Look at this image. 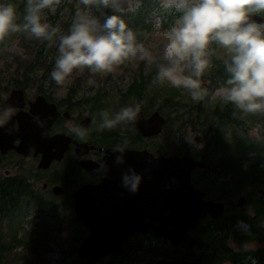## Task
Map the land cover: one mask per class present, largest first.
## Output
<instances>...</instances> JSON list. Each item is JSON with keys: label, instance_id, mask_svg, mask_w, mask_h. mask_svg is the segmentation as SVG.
I'll use <instances>...</instances> for the list:
<instances>
[{"label": "flooded vegetation", "instance_id": "af4514ba", "mask_svg": "<svg viewBox=\"0 0 264 264\" xmlns=\"http://www.w3.org/2000/svg\"><path fill=\"white\" fill-rule=\"evenodd\" d=\"M17 14L19 16L21 14L20 5ZM252 15H257L264 20L263 13ZM150 29L151 27L148 30ZM24 32L26 31H13L0 40V59L1 56H4L1 47L14 36L21 42ZM38 52L39 50H36L35 60L38 58ZM8 55L4 59V69H0V121H3L0 123V134L2 133L1 129L12 120H14L15 130L22 131V124L34 116L33 110L39 116L36 121L39 131L37 135L38 149L22 154L15 149L9 150L5 154L0 150V188L22 187V193L19 195L20 202L25 205L22 206V209L26 210L36 204L55 208L53 203L64 200L72 207L73 215L76 218L75 194L85 186H102L104 200L118 202L120 214L134 216V218L141 215L144 223L149 224L154 218V213L148 210L147 215H144L145 211L139 205L145 201L153 202L154 197H151V194L154 195V190L148 184V176L142 173L149 170L151 165L146 163L139 165L137 159H133V155L130 153L140 152L145 161L152 158L186 157L210 165V169L196 168L191 174V181L197 190L205 194L206 201L223 205L222 215L218 217L208 215L194 229L206 230L211 225L212 234L221 240L224 248H228L232 253L246 255L244 264H250L249 252L264 249V241H262L264 237V164L262 162L264 159L259 161L260 156L255 159L250 158V145L244 144L240 148L232 149L237 141L229 136V125H231L229 120L224 124L216 125L214 130H208V133L206 122L195 117V121L190 123V128H192L190 133L195 137L193 136V140L185 142L179 151L171 153L170 143L166 137L167 128L170 126L169 115L163 111L152 112L154 103L145 108L141 105V102L144 101L143 98L140 100L134 95L125 98V95L132 91L134 81L126 92L120 91L121 103L118 101L116 107L124 103L127 104V101L132 98L140 101L141 110L139 113H142L144 120H149L154 113L158 112L165 119V123L162 126V131L157 135L145 136L131 126L129 121H123L121 128L119 125H114L111 129L101 128L104 123L102 113H108L110 117L108 119H113L119 112L118 109L115 112L110 111L112 102L108 101L109 94L107 92L100 91L99 108L101 110L98 109L96 112L94 109H90L92 104L88 90L81 89L79 85L73 83L55 84L51 77L52 69L43 70V74L39 78L34 77L35 70L33 69L10 70L8 66L12 62L11 59L8 61ZM19 64L21 65V63ZM12 73L13 76H11ZM192 79H198L200 85L202 84L201 78L195 76ZM33 81H37V83L32 84ZM13 94L16 97L14 106L8 108L6 103ZM123 97L125 102H123ZM189 103L191 104L187 105L192 108L202 107L201 104L198 106L193 102ZM230 103L232 102H217L212 107L215 115L211 118L215 120L218 113L225 114L228 111L225 108ZM35 104L36 106L33 107ZM107 106L109 107L108 111L105 109ZM129 107L134 108L133 105ZM256 115L263 117L258 123L262 122L260 133L264 135V109L262 114ZM184 123L186 122L184 121ZM232 124L243 128L244 140L252 143L249 140L250 137H246L245 134L249 133L252 128L251 124L248 126L244 121ZM46 128H48L47 133L44 132ZM79 132H84L86 140L78 139ZM186 135L187 133L185 137H187ZM210 135L212 136L211 142L208 140ZM58 136L62 139L54 141V138ZM252 140L261 141L263 139ZM125 142H127L126 147H124ZM20 143L21 139H16L14 145L18 146ZM117 145L121 147H117ZM209 147L212 149L211 154L206 150ZM124 152L131 156H123L119 163L116 161L114 166H111L110 163L114 156L117 153L125 154ZM50 156L53 158L49 159ZM84 163L100 165L101 174L92 175L83 167ZM41 164H44L45 167H40ZM132 174L140 177L135 192L124 185V176ZM195 181L206 187L197 186ZM56 192L59 195H56ZM79 225L84 233L87 232V235L90 236V230L81 223ZM194 229L190 230V233L188 232V241L186 240L185 243L192 249H198L201 254L206 249L204 244L208 241V236L204 231H201L200 236L197 238L196 235V239L192 240L191 235ZM137 236H140V241L132 242L129 246L128 242ZM151 236L160 238L155 236L154 231L137 232L126 240L120 257L109 256L104 259H110L111 262L118 259L119 262L126 253L135 250L139 243L144 241L148 243ZM0 240H2L1 237ZM165 241L170 242L169 240ZM191 241L195 242L194 247L190 246ZM230 243L235 246L233 247ZM253 244H257V250L246 248ZM20 249H22V245ZM229 263L233 264L232 261H227L226 264ZM86 264L92 263L86 261Z\"/></svg>", "mask_w": 264, "mask_h": 264}, {"label": "rangeland", "instance_id": "374dc122", "mask_svg": "<svg viewBox=\"0 0 264 264\" xmlns=\"http://www.w3.org/2000/svg\"><path fill=\"white\" fill-rule=\"evenodd\" d=\"M9 1L10 0H0V4L7 5ZM153 1L159 2V6L164 9V7H162V0ZM80 4L81 0H60L58 4H53L51 7L44 8L41 11V23H47L50 25L48 30L49 32L55 25L57 29L56 33L59 34V36L62 34L64 36L69 35L73 24L78 22L77 15H71V9L74 8L75 11L76 7H78ZM19 5L21 4L13 5L16 9V13H18L19 11ZM138 5V0H132L126 2L125 6L128 10H135ZM95 6L97 5H84V8L78 7L80 10L79 13L88 20L96 21L99 17L95 13ZM26 8L27 7H25L23 12V21L26 14ZM61 8L62 10L60 11ZM153 9L154 8H152V10ZM59 11L60 17L59 20H56L54 17L58 16ZM156 11L160 14L164 13L159 9H156ZM149 13L144 14L145 19L141 24L142 26L140 30L136 33H133L135 37L134 43L136 46V55H130L121 64L114 66L111 72H93L88 67L76 68L69 75L71 77H66V82H64V84L73 83L74 85H79L81 89L88 90L89 97L91 98V100L93 99L92 101H97V106L99 105L98 101L100 99V91L103 90L107 92L109 94L108 101L112 102V106L110 107V111L112 112H115L117 109L120 112L122 109L128 108L131 105H133L134 108L136 107V105H139L140 107L142 105L146 108L154 103L152 112L163 111L164 113L168 114L169 117H175L177 116L176 114L180 113L182 120L186 123L181 124L179 121H175L176 123L173 122L172 125L167 128L166 137L168 138V143H170V151L171 153H173L179 151L181 149V146L185 142L193 140V138L195 137L190 133L192 132L190 123L195 121V117H197L198 111L196 108H194L192 111H188L189 107L184 108V106H186L187 104H191L189 102H193L198 106L199 104H201L204 110H210V107H214L217 102H230V100H226L223 97L215 95L216 91L224 86H217L213 83L212 80H210L211 77H209L208 75L210 70L213 69V65L207 66L203 74L197 77L201 78L202 82L199 90L205 93L203 95V98L198 100L192 99L193 89L186 87L183 84L179 86L174 85L168 77L161 75V72L163 70L172 67L171 62L165 58V48L170 42L172 29L181 26L180 21L182 19L183 13L176 15V17L173 18L172 22H170L168 25H165L161 22V16L156 15L154 12H152L151 16L155 17V25L147 33L148 29L150 28V26L146 23ZM97 26L98 32L96 34L103 35V32L99 28V25ZM131 31L134 32V30ZM145 35L146 37H144ZM15 37L16 36L9 39L8 43L1 47V52L4 54V56H1L0 59V69H4V59L8 54L9 55L7 59L8 61H10L11 59L12 62L11 65L8 66V69L14 70L18 68H25L30 62L35 60L36 50H39L40 45L43 44L46 40L44 38L37 39L31 36L28 31L24 32L21 42H19ZM31 39L34 40V46L29 43ZM58 43V39L54 40L47 51L46 60L53 61L51 68L52 70L55 69L56 60L60 55V52L55 49L58 46ZM217 49V57H223L225 60L231 59L232 54L229 53L226 48L217 44ZM50 51L53 52L49 54ZM18 60L21 62H17ZM19 63H21V65ZM181 67H183L184 70L183 72H178L177 75L181 77H195L193 75L191 67L187 66V61H185L184 64L181 65ZM155 68H160V70H158L156 74L151 78L153 79L155 77L153 81H151V84H148L145 88V96L142 97L144 101L141 102V105L140 101L131 98L127 101V104L124 103L123 105H121L122 107L120 105L116 107L118 101L121 103V99L119 97L120 91L126 92L133 81L136 82L140 80L141 76H143L144 78L151 77V74L154 72L153 70ZM46 69L48 68L45 66L44 68L33 69L35 70L34 77L39 78L43 74V70ZM11 76H13V73L11 74ZM36 83L37 81L32 82V84ZM163 86H166V88L161 90V94H158L159 90ZM177 89L179 90V95L176 96L175 101L178 102L179 105L173 107L175 108V110H177L175 112L174 110L165 107L161 96L164 95L163 90L171 94ZM168 97H165V100ZM123 102H125L124 97ZM92 107L93 106L91 105L90 109L93 110ZM108 108L109 107L107 106L105 109L108 111ZM99 110H101V108H99ZM262 118L263 117L261 116V120ZM261 123L262 122L258 123V121H255V119L251 121L252 128L249 130V133H245L247 135L246 137H250V142L252 139H264V135H261L260 133L262 130ZM247 124L248 126L250 125V120L248 119ZM115 125H119L121 128L123 127V121L116 123ZM229 126V136L237 141V144L233 146L232 149L240 148L244 144L250 146L253 145L252 143L244 140L243 128L237 127L233 124ZM186 133L187 137H185ZM206 150L207 153L211 154V147L207 148ZM195 184L197 186L206 187L204 184L198 183V181H195ZM53 204L54 206H56L55 208L40 204H36V207L33 205L27 208V214L25 213L26 217L22 223V240H25L26 242H28V244H33V246L27 248L22 244V249H20L19 247L17 249H14V251L5 253L4 258L0 256V264H83V259L79 258L78 256V249L89 235H87V232L84 233V231H80L79 228H81V226L73 215L72 207L68 204L67 201L58 200ZM22 206L25 205L22 204ZM9 230L10 229L8 228L6 219L0 216V237L3 236V241H5L6 244L12 243L11 233ZM151 237L152 238H150L148 243L145 241L139 243L138 247L135 250H132L122 256L120 258L121 264H162L167 260L174 259L171 256V248L173 246L170 242L165 241L161 238H154L153 236ZM191 239L195 240L196 237L192 234ZM139 241L140 236H137L128 243L130 246L132 242ZM230 244L233 247L235 246L233 243ZM185 246H188V244L185 243ZM246 248L248 250H257L258 246L257 244H253L248 245V247ZM181 250L182 252L185 251L183 248ZM194 253L199 254L198 249H195ZM110 262V259H102L101 261L94 262L93 264H109Z\"/></svg>", "mask_w": 264, "mask_h": 264}, {"label": "clouds", "instance_id": "9594fccd", "mask_svg": "<svg viewBox=\"0 0 264 264\" xmlns=\"http://www.w3.org/2000/svg\"><path fill=\"white\" fill-rule=\"evenodd\" d=\"M59 2L27 0L23 26L15 23L17 14L12 4H0V40L9 32L20 30L28 31L37 39H51L50 25L41 23L40 14L44 8ZM81 3L111 5L120 10L117 0H81ZM173 6L183 16L181 26L172 29L170 42L165 48V58L172 67L163 70L161 75L168 77L174 85L183 84L193 89V100L202 99L205 93L199 90V80L181 77L177 73L183 72L181 65L187 61L193 75L201 76L209 63L207 46L210 41H215L232 54L231 63L227 64V71L231 74L227 84L231 87H222L215 95L235 102L248 112L264 109V24L250 22L252 14L264 13V0H162L165 9ZM77 18L78 22L73 24L70 34L61 38L60 55L51 72L57 85L63 84L76 68L111 72L130 55H136L134 34L131 30L126 31L127 26L119 16L107 18L102 26L106 30L103 35L96 34L98 26L95 20L86 19L79 11ZM52 31L54 33L56 29ZM139 111V105L124 108L116 113L114 119H108V113H102L104 123L101 128L111 129L121 121H134ZM78 139L86 140L84 132H79ZM139 181L140 177L135 174L124 176V185L133 192L137 190Z\"/></svg>", "mask_w": 264, "mask_h": 264}, {"label": "water", "instance_id": "95a60500", "mask_svg": "<svg viewBox=\"0 0 264 264\" xmlns=\"http://www.w3.org/2000/svg\"><path fill=\"white\" fill-rule=\"evenodd\" d=\"M250 22L262 24L264 20L257 15H251ZM14 94L7 101L6 107L14 106L16 99ZM35 106L36 104L33 107ZM33 113L34 116L22 124V131L15 130L14 120L1 129L0 150L2 153L5 154L15 149L22 154L38 149L39 131L36 121L39 116L35 110ZM129 123L143 135L152 136L162 131L165 119L156 112L149 120H144L142 113H138L136 119ZM44 132L47 133L48 128ZM16 139H21L18 146L14 145ZM60 139L62 138L58 136L54 138V141ZM130 154L133 155V159H137L139 165L145 163L151 165L149 170L142 173L148 176V184L154 190V195L151 194V197H154L153 202L145 201L139 207L144 209V215H147L148 210L152 211L154 218L149 224H145L141 215L137 218L124 216L118 212V202L104 200L102 186L82 187L75 194V214L77 221L90 230L89 238L84 240L79 247V257L84 260V264L86 261L99 262L109 256L120 257L126 240L137 232L154 231L156 237L169 240L174 247H178L186 242L188 232L194 229L201 220L208 215L218 217L223 213V205L206 201L205 194L197 190L191 181V174L196 168L210 169V165L176 156L152 158L148 159V162L143 159L144 156L140 152ZM123 156L131 155L117 153L110 165L114 166L116 161L119 163ZM52 158L53 156L49 157V159ZM40 167L45 166L41 164ZM83 167L95 176L102 172L101 166L95 163H84ZM56 195L59 193L56 192ZM190 246L194 247L195 242L191 241ZM162 264L200 263L194 260L171 259Z\"/></svg>", "mask_w": 264, "mask_h": 264}, {"label": "trees", "instance_id": "16d2710c", "mask_svg": "<svg viewBox=\"0 0 264 264\" xmlns=\"http://www.w3.org/2000/svg\"><path fill=\"white\" fill-rule=\"evenodd\" d=\"M132 0H117V4L119 7V11L116 10V8L112 7L111 5L109 6H105L103 4H96L97 6L94 7L95 13L98 15V19L96 20L97 25H99V28L103 31V33L105 34V31L103 29V24L106 22L107 18L113 15L119 16L121 19H123V21L126 24V31L127 30H134L133 33H136L137 31L140 30L141 28V24L144 21L145 17L144 14L149 13L152 8H154L147 17L146 23L152 28L155 25V20L153 16H151V13L154 12L156 15H160L162 20L161 21L163 24L168 25L170 22L173 21V18L176 17V15L181 14V11H177L176 8L171 7L169 9H162L159 6V2L157 1H153V0H138L139 1V5L137 6V8L135 10H128L126 9V2H129ZM8 4H21V14L19 16V14L16 15V20L15 23L17 25L23 26V24L25 23V20H22V16H23V12L25 7H27V0H10ZM89 6V5H86ZM158 6V7H157ZM78 7L84 8L83 3H81ZM76 7L75 11L74 8L71 9V15L76 16L77 15V11L80 12L79 8ZM159 9L160 11H163V14H160L159 12L156 11V9ZM62 10V8L60 9V11ZM60 11L58 12V16L54 17L56 20H59L60 17ZM264 14V13H263ZM53 29H56L55 25L51 28L49 34L51 35V39H46L45 42L43 44L40 45L39 47V52L37 53L38 58L36 60H33L32 62H30L25 68L27 69H35V68H44L47 67L48 69L52 68V64L53 61H47L46 60V56H47V51L48 48L50 47L51 43L58 39L59 43L58 46L55 48L57 49V51L59 52V47H60V43H61V38L64 37V35H60L56 33V31L53 33ZM57 30V29H56ZM24 31V30H22ZM149 32V30L147 31V33ZM13 32H9V34H11ZM146 33V35H147ZM146 35L144 37H146ZM143 37V38H144ZM142 38V39H143ZM140 42V41H139ZM29 43H31V45L34 46V40L31 39L29 41ZM138 43V42H137ZM135 44V43H134ZM217 42L215 41H210L209 45L207 46L206 49V58L208 59V66L213 65V69L210 70L209 72V77L210 80L213 81V83L217 86H228L227 81L231 78V74L227 71V64L231 63V59L229 60H225L223 57H217L216 56V52H217ZM53 52V51H52ZM51 51L49 52L52 53ZM190 59V57L188 58ZM227 62V63H226ZM192 69V68H191ZM160 70V68H155L153 71V73L151 74V77H147L144 78L143 76L140 77V80L136 81L133 85L134 87H132V91L125 95V98L128 97L129 95H134L136 97H138L140 100L142 99V97L145 95V88L147 87L148 84H151V81H153V79H151L156 72ZM193 71V69H192ZM151 79V80H150ZM231 86V85H229ZM166 86L161 87V89L159 90L158 94H161V90L165 89ZM164 92V95L161 96V98L163 99V103L165 104V107L174 110L175 112L177 110H175V106H178V102L175 101L176 96H178L179 94V90H175L173 91L171 94H169L168 92ZM158 94H154V95H158ZM170 95V96H169ZM169 96V97H168ZM165 97H168L165 100ZM161 99V100H162ZM93 100V99H92ZM91 100V104L93 106V109L95 111H98L99 109V105L97 106V101H92ZM160 100V101H161ZM232 103H230L228 105V107H226L225 109L228 110L225 114L222 115V113H218L217 114V118L214 120L213 118H211L213 115H215V113L213 112V108L212 106L210 107V110H204L201 107H198L197 109V113H198V118L200 120H204L206 122V126H207V131L209 130H214L216 125L219 124H224L225 121L230 122V124L232 123H239V122H247V119L250 120V124L251 121L255 119V121H260L261 120V116L258 117V115L256 116V114L258 113H263V109L257 110L255 112H248L245 111L244 109L238 107L235 102L230 101ZM94 104V105H93ZM99 104V101H98ZM163 105V104H162ZM189 107L188 111H192L194 108H192L191 106H184V108ZM215 110V109H214ZM177 116H172L170 117V126L172 125L173 122L175 121H179L180 123H184V121H180L179 119H181V115L176 114ZM256 116V117H255ZM227 119V120H226ZM176 123V122H175ZM185 124V123H184ZM236 124V125H237ZM208 131V133H209ZM207 137V136H206ZM208 140H210V142L212 141V136L210 135ZM252 143H254L255 145L250 146L251 148L249 149V156L250 158H257L260 156L259 161L264 159V139L261 141H255V140H251ZM211 145V144H210ZM262 164H264V160L262 162ZM22 193V187H5V188H0V214L2 216V218L6 219L7 224H8V228L10 229V233H11V240L12 243H5V241H3V236L1 237L2 240H0V256H2V258H4V254L7 252H11L14 251V249L19 248L22 244L27 247L30 248L31 246H33V244H28V242H26L25 240H22V223L26 217V211L28 210L26 208V210L22 209V203L19 200V195ZM26 213V214H25ZM211 225H209L207 227L206 230L204 229H194L192 231V234L196 237L200 236L201 231H204L207 236H208V241L205 242V246L206 249L203 253L201 254H195L194 250L195 248H190L189 246H185V243L180 245L178 248L172 247L171 248V256L173 258H179V261H184V260H195L200 262L201 264H226L227 261H232L233 264H244V260L246 255L241 254V253H232L228 248H224L221 240H218L211 232ZM81 232H83L82 228H79ZM262 241H264V237L262 238ZM184 249L185 251L182 252L181 249ZM77 251V250H75ZM250 256V264H264V249L258 250V251H252L249 252L248 254ZM117 258V257H115ZM1 263V260H0ZM92 264L94 262H91ZM109 264H121V260L118 259H114L112 262H110ZM231 264V263H229Z\"/></svg>", "mask_w": 264, "mask_h": 264}]
</instances>
